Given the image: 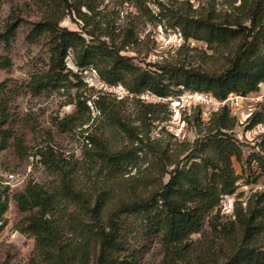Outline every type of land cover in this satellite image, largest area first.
I'll use <instances>...</instances> for the list:
<instances>
[{"label": "trees", "instance_id": "trees-1", "mask_svg": "<svg viewBox=\"0 0 264 264\" xmlns=\"http://www.w3.org/2000/svg\"><path fill=\"white\" fill-rule=\"evenodd\" d=\"M82 1L35 0L41 17L32 24L26 41L33 45L44 38L50 53L48 70L33 81L36 93L63 88L70 76L80 79L67 67L71 52L80 70L94 67L103 81L122 84L134 95L149 91L169 99L173 98L170 86L175 85L225 100L233 93L256 92L264 82V0H253L251 4L244 0L239 10L246 11V16L240 21L214 22L211 18L191 21L194 31L208 43L236 41L231 64L221 74L164 67L149 70L134 64L133 58L122 53L125 43L102 40V35L96 34L98 26L92 22V16L82 10L87 6L89 12H94L93 4ZM73 14L82 21L84 28L92 27L86 30L89 39L61 25L67 15ZM244 19L249 25L243 24ZM21 24L20 18L12 19L0 34V43L9 47ZM0 68L10 69V60L0 57ZM93 102L110 123L122 132L133 133L105 97L100 96ZM76 108L73 115L59 123L62 131L89 124L91 111L87 99L79 98ZM261 114L257 112L249 119L248 129L263 124ZM214 115L217 116L214 126L200 145V149L212 147L213 155L193 157L190 166L180 167L172 161L169 166L175 168L161 174L162 178L169 174L168 182L154 190L139 180L125 181L126 185L121 187L120 180L134 163L138 150H115L104 137L87 130L81 131L87 134L82 162L65 157L53 148L40 151L42 165L54 180L48 187L30 182L23 191L11 195L0 181V233L12 200L21 213L28 214L20 230L35 240V257L30 264H141L142 254L155 241L160 244L162 264H264V194L257 192L246 208H236L235 219L221 216L222 196L232 194L239 180L232 159L241 154L242 144L232 135L236 118L231 116L230 109L223 107ZM24 144V138L19 137L12 126L8 102L2 100L0 153L13 147L23 155ZM261 145L264 149V140ZM164 157V161L170 159ZM254 157L264 170V156ZM81 177L86 178V184ZM71 206L74 207L69 213ZM124 217L143 221L140 227L142 242L140 236L126 230ZM206 223L220 246L217 250L201 240H192ZM131 231L134 233L137 228Z\"/></svg>", "mask_w": 264, "mask_h": 264}, {"label": "rangeland", "instance_id": "rangeland-1", "mask_svg": "<svg viewBox=\"0 0 264 264\" xmlns=\"http://www.w3.org/2000/svg\"><path fill=\"white\" fill-rule=\"evenodd\" d=\"M252 1L247 0V4ZM82 2L93 4L94 12H89L87 6H83L82 10L89 13L92 22L98 26L96 34H101L102 40L125 43L122 53L133 58L134 64L149 70L164 67L209 74L225 72L235 55L236 41L208 43L194 31L191 21L206 18L214 22L240 21L246 16V11L239 10L244 0ZM40 10L35 0H0V34L12 19L22 20L15 41L9 47L0 43V57L7 58L11 63L10 69L0 68V102H8L12 126L18 136L25 140L23 155L18 154L13 147L0 153V181L10 195L23 191L30 182H38L46 187L51 185L54 177L42 165L40 151L53 148L65 157L84 161L87 134H83L82 130L104 137L115 150H138L134 163L120 180L121 187L126 185L125 181L133 183L139 180L149 185L151 190L160 188L170 178L169 174L163 178L161 174L170 173L175 168L169 166L172 161L180 167L190 166L193 157L208 158L213 155L212 147L200 149V145L209 136L217 116L206 115L196 107L181 113V121H176L168 99H162L149 91L134 95L122 84H108L99 77L94 67L80 70L76 66L73 52L69 53L67 67L79 75L80 79L70 76L63 88L36 93L33 81L49 68V44L43 38L30 45L26 35L32 24L40 20ZM243 21L244 25H249L247 20ZM61 25L89 39L86 30L92 27L84 28L75 14L67 15ZM261 85L264 86V82ZM170 90L172 97L187 92L184 87L175 85H171ZM100 96L105 97L107 103L119 111L123 121L133 130L130 134L132 136L122 132L97 111L93 101ZM79 98L82 101L87 99L91 111L89 124L62 131L59 123L76 112ZM230 111L231 116L236 118L232 135L242 147L241 154L232 159L235 175L239 178L236 188L232 194L222 196L221 200V216L225 219H235L233 214L236 208H246L255 193L264 194V170L254 159L257 154L264 156L261 145L264 140V122L248 129L246 112ZM257 112L262 111L258 108ZM84 113L87 118V112ZM261 116L264 119V112ZM164 156L170 159L164 161ZM249 156L254 160L248 159ZM92 174H96V171ZM81 181L86 184V178L81 177ZM119 187L120 184L116 186L117 189ZM73 207L69 208V213ZM26 216L28 214L21 213L11 200L5 216L6 224L0 233V264H30L35 257L34 238L20 230ZM123 220H126V230L130 234L141 235V219L124 217ZM136 228L137 231L133 233L131 230ZM141 239L140 236V242ZM192 240H201L212 250L220 247L217 246V240L213 239L209 223L204 225L201 233L193 235ZM162 260L160 244L155 241L142 254L141 264H162Z\"/></svg>", "mask_w": 264, "mask_h": 264}, {"label": "built area", "instance_id": "built-area-1", "mask_svg": "<svg viewBox=\"0 0 264 264\" xmlns=\"http://www.w3.org/2000/svg\"><path fill=\"white\" fill-rule=\"evenodd\" d=\"M167 102L175 112L173 119L176 121H181V117L179 118L181 113L189 112L196 107L201 108L206 115L217 113L223 107H228L230 110L246 112V119L249 120L258 108L264 112V86H259L258 91L248 95L230 94L225 100H219L210 93L187 91L169 98Z\"/></svg>", "mask_w": 264, "mask_h": 264}]
</instances>
